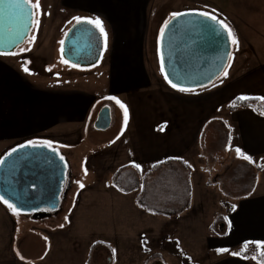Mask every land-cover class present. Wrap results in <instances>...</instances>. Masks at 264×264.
Returning a JSON list of instances; mask_svg holds the SVG:
<instances>
[{
	"label": "crops",
	"instance_id": "1",
	"mask_svg": "<svg viewBox=\"0 0 264 264\" xmlns=\"http://www.w3.org/2000/svg\"><path fill=\"white\" fill-rule=\"evenodd\" d=\"M227 1L235 12L236 6ZM155 2L157 6L164 3L50 0V10L69 20L66 30L77 17L102 22L107 48L102 35L101 58L87 68L72 66L61 56L58 60L64 34L45 33L44 37L55 39V56L50 61L35 56L48 50L36 44L40 31H35L38 17L34 15L26 49L0 55V160L29 141H49L58 153L57 146L63 145L75 155V136L88 133L90 145L86 148L84 140L81 150L85 161L116 164L107 181L92 168L77 179L84 186L71 215L80 205L81 210L88 206L94 211L90 205L100 203V198L126 204L117 209L130 214L123 223L100 231L88 245L87 264H126L131 258L134 264H258L232 253L239 254L245 244H264V100L255 99L264 98V47L251 51L242 61L243 68L237 65L205 93L209 86L175 90L162 83L158 42L168 15L166 10L162 18L156 15ZM249 21L247 32L259 30L257 23L252 27ZM240 97L260 101L259 110L231 109ZM117 100L127 109L126 124ZM108 101L111 105L105 104ZM105 106L110 111L109 126L96 129L95 120ZM216 119L224 121L228 133L227 143L219 147V133H203L214 127ZM64 138L65 144L60 142ZM93 138L100 142L98 146L91 142ZM210 146L223 153L224 161L214 158L206 164L209 157L200 151ZM236 149L252 162L241 158ZM111 150L117 155L111 156ZM70 160H64L67 169L79 164L73 156ZM168 160L173 166L164 164L149 178L150 188L159 194V200L149 201L160 212L182 209L177 218L138 208V191L125 194L112 185L113 175L123 167L138 169L142 178L153 165ZM173 181L182 195L165 188ZM176 194L181 198L170 201ZM101 211L105 213L106 208L99 206ZM31 215L14 212L0 201V264H73L66 261L74 248L68 234L71 216L57 227Z\"/></svg>",
	"mask_w": 264,
	"mask_h": 264
},
{
	"label": "water",
	"instance_id": "2",
	"mask_svg": "<svg viewBox=\"0 0 264 264\" xmlns=\"http://www.w3.org/2000/svg\"><path fill=\"white\" fill-rule=\"evenodd\" d=\"M20 3L22 8L0 5V53L4 55L23 45L33 30L34 10L23 0ZM197 13L201 12L183 11L174 20L172 16L164 24L168 27L163 26L158 42L164 79L167 76L178 88L189 90L209 86L217 79L232 50L230 37L220 24ZM103 45L99 28L75 22L62 39L60 54L66 63L87 68L99 62ZM109 113L107 107L100 110L94 123L96 129L109 126ZM15 149L11 156L3 157L4 163L0 165V197L19 213L45 218L48 215L41 210L54 211L59 206L67 177L66 163L56 150L21 146ZM68 190L69 184L63 197Z\"/></svg>",
	"mask_w": 264,
	"mask_h": 264
},
{
	"label": "rangeland",
	"instance_id": "3",
	"mask_svg": "<svg viewBox=\"0 0 264 264\" xmlns=\"http://www.w3.org/2000/svg\"><path fill=\"white\" fill-rule=\"evenodd\" d=\"M49 1L50 0H39V11L35 14L38 17L37 21H39L38 26L37 24H35V31H40V37H38L36 44L37 46L47 48L48 50V53H39L35 55L40 58L41 61H50L55 56V53H53V51L55 50V47H53L55 46V44L53 43L55 39L51 37H44L45 33L49 32L51 35H53V33L54 35L57 33L58 37L62 34L65 35L67 31L66 27L69 24V20L64 15H62L61 13L57 14L55 11L50 10ZM158 1H161V3L162 1H164V3H162L163 5L158 6L157 4L159 3L155 2V12H157L156 15H159V17L165 14V10L166 14L168 15V20L173 16L174 13H180L183 11H199L207 14H215L220 17L221 21L231 29L234 37L238 41V46L232 43L231 55L222 74L217 79H215L209 85V87L206 86L208 87L207 89H205L206 87H203L194 89V91L205 89L203 90V92H207L211 87H214V84L224 80L225 73H227L228 75L231 74L234 68L237 67V65V68H239L240 65V68H243L245 65L242 61H246L245 59L250 57L251 51L264 47V38L258 37L259 35H264V0H231L230 3L236 6L235 12L231 10V6L227 0ZM247 19L250 20L249 23H251L252 27L254 26V22L257 23V25L259 26V30L257 29L256 31L247 32ZM29 39L30 37L27 39V41ZM27 41L23 45L18 47L14 53L23 52L28 45ZM32 55H28V57H32ZM60 56L61 55H59L58 60L61 59ZM162 83H167L163 76ZM105 104L111 105L109 101ZM212 126L214 127L210 126L208 128H205L203 133L207 131L206 134H212V130L216 131L217 133H219V138L217 139L216 145L219 147L222 146L223 143L226 144L228 140V133L224 121L222 119H216ZM215 126H217V128H215ZM87 136L88 133H78L75 136V141H73L75 155H71L72 150H65L63 145H59V147L57 146L59 154L64 158V160L66 159L67 162H71L70 158L73 156L74 160L79 164L68 165V175L66 183L69 184V190L67 196L61 198L58 209H56L55 211H50L49 216L41 218L42 220L48 219L47 221L53 222L55 223V226L60 227L61 223L63 224L64 222H66V219L71 216L68 221V234L69 237H71L73 240L74 248H72V254L67 253L66 261H71L73 262V264H87L86 259L88 257V245L96 240V237L99 235L100 231L103 228L109 230L114 224L123 223L122 220L130 215L128 213H125L124 211L119 212V209H117L119 208L118 205L123 206L126 204L116 205L110 200H104L103 198H100V203L97 201L96 205H90L91 209H93L94 211H89L88 209L90 208L88 206L84 207L81 210L82 205H80L81 207L77 211H75L73 215H71L73 212V208L79 204L81 199L82 188L81 183L77 181L78 176L82 174L84 170L92 168L93 170L100 173V176L101 174L104 175V181H107L110 173L113 170V166L116 167V164L112 165L105 163L103 165H92L85 161L86 156L83 155L82 157L81 150H84L82 143L84 140V142L86 143V148L90 145L88 144V142H86L88 138ZM60 142L65 144L67 141H65L64 138L61 139ZM91 142L95 144V146H98V144L100 143L98 140H94V138ZM114 152L115 150L110 151L111 156L113 157L117 155L118 151L115 152L116 155H113ZM200 152L207 154L204 155L206 159L207 157H209V160H205L206 164L208 163V161L210 162V160H213L214 158V160H218L219 162L220 160L224 161V159L221 158L223 156V153L219 152V150L213 149L211 146L207 149L201 150ZM100 154L95 153V157L102 156ZM261 167L264 168V165ZM99 206L106 208V212L103 213L101 211L100 213H98ZM43 222L46 221L44 220ZM130 260L131 261L129 262L131 263L128 262L126 264H134L133 258H131Z\"/></svg>",
	"mask_w": 264,
	"mask_h": 264
},
{
	"label": "trees",
	"instance_id": "4",
	"mask_svg": "<svg viewBox=\"0 0 264 264\" xmlns=\"http://www.w3.org/2000/svg\"><path fill=\"white\" fill-rule=\"evenodd\" d=\"M260 101H256V100H240L237 99L234 101L233 106L231 107V109H236L238 107H244V108H254L256 110H259L260 108ZM181 164H183L182 162H180ZM168 165V166H173L171 164H173L172 160H168L165 161L163 163H158L153 165L147 172H145L142 176V178L139 175V171L138 169H127L126 167L119 169L112 178V185L114 186L115 189H117L119 192L122 193H132V192H136L138 191V194L135 198V204L138 208L146 211V212H150L154 215L157 216H165V217H169V218H177L179 216V214L183 211L182 209L179 210L176 213H166V212H160V211H156L152 208V202L149 201V199L152 200H159V194L158 191H152L151 184L149 182V178L152 174L158 172V170L161 168L162 165ZM185 168L187 169V165H185ZM173 176L172 178H175L174 176H176L175 174H172ZM162 186V185H160ZM165 188H173L176 190L177 193H179V195H182L180 193V190L178 189V185L177 183H175V181L165 185ZM157 191V192H156ZM175 192V193H176ZM189 192V191H188ZM178 194L173 195L170 197V201H172L173 199H175L174 201H177L178 199L181 198V196H179ZM172 201V202H174ZM264 252V250L260 251L259 248L256 247L255 244H249L248 248L245 250L244 246L239 250V255L244 257V258H252L256 257V259H254L258 264H264V255H262L261 253Z\"/></svg>",
	"mask_w": 264,
	"mask_h": 264
},
{
	"label": "snow or ice",
	"instance_id": "5",
	"mask_svg": "<svg viewBox=\"0 0 264 264\" xmlns=\"http://www.w3.org/2000/svg\"><path fill=\"white\" fill-rule=\"evenodd\" d=\"M23 4H27L30 8L34 9L33 15H35L36 12L39 11V7H40L39 0H35L34 4L32 3V0H23ZM0 5H4L6 7H16V8H22V6H23L20 3V0H0ZM178 15H181V14L174 13L172 19L173 20L176 19V17ZM197 15L203 16V17H205L207 19H211V20L215 21L216 23H219L220 26L228 33L229 37L232 40V43L234 45L238 46V41L234 37L231 29L226 24H224V23H222L220 21H216L215 16H208V14L204 13V12L197 13ZM75 19H76V23L78 25L84 23V24L94 25L95 27L99 28L101 35H103L104 38H105V49L107 48V34H106V32L104 31V29L102 27V22L98 18L94 19V20L93 19L81 20L79 17H77ZM36 24L38 26L39 21H36ZM164 27L167 28L168 25L166 24ZM161 35H163V30L161 32ZM0 55H4V53H0ZM25 71H27V69H25ZM161 71L163 72V67L161 68ZM226 75H227V73H225V76ZM165 79L168 80V77L165 76ZM168 83L170 84L171 87H173L174 89H176L178 91H181V92L189 91V89H186V88H178L177 85L172 83V81H170V80H168ZM109 99H113V98L110 97ZM239 99L240 100H248V99H251V98H249V97H240ZM255 99L264 100V98H261V97H256ZM116 103L120 104V107L124 109V112H125V124H126L127 123V109L125 108V106L122 103H120V101L117 100ZM21 147H33V148L40 147V148H48V149H51L52 151H55V149L52 147V144L49 141H42V142L29 141V143L27 145H22ZM13 151H17V150L13 149ZM236 152L238 153V155L241 156V158H243L245 160H248L250 163L252 162L250 157H248L246 155H243L240 152V149H236ZM8 155L11 156L12 153L10 152V153H8ZM61 160H63V157H61ZM3 163H4V160H0V165H3ZM134 167L139 168V165H134ZM81 188H83L82 184H81ZM0 201L5 203L10 209H12L15 212L14 206L12 204H9L8 201L3 200V197H0ZM256 247L260 248V249H264V244L257 242L256 243ZM247 248H248V244H245L244 245V249L246 250ZM217 251L220 252V253H223V252H226L228 250L227 249H218ZM261 254L264 255V252H262ZM232 255H239V254L238 253H232ZM241 258H244V257H241ZM253 259H256V257H253Z\"/></svg>",
	"mask_w": 264,
	"mask_h": 264
},
{
	"label": "flooded vegetation",
	"instance_id": "6",
	"mask_svg": "<svg viewBox=\"0 0 264 264\" xmlns=\"http://www.w3.org/2000/svg\"><path fill=\"white\" fill-rule=\"evenodd\" d=\"M211 16H215V18H217L220 22H222L221 21V19H220V17H218L217 15H215V14H210ZM223 23V22H222ZM231 40V39H230ZM231 46H232V42H231ZM232 48V47H231ZM232 51V50H231ZM68 174H67V171H66V176H67ZM67 182V177H66V181H65V183H64V186H63V189H62V191H61V194H60V197H59V199H60V201H61V198H63V192H64V190H65V188L67 187V185H68V183H66ZM59 207V206H58ZM58 209V208H57ZM55 211V210H54ZM41 212H45V213H47V215L49 216V213H50V211L49 210H41ZM32 216V215H31ZM39 218V217H38Z\"/></svg>",
	"mask_w": 264,
	"mask_h": 264
}]
</instances>
